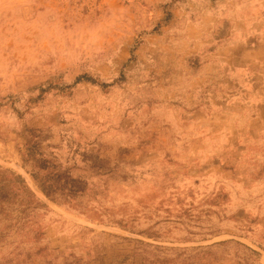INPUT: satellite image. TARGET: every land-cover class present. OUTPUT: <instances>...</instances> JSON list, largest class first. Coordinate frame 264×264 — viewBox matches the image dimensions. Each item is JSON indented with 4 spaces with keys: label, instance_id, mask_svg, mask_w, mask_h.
Returning <instances> with one entry per match:
<instances>
[{
    "label": "rangeland",
    "instance_id": "374dc122",
    "mask_svg": "<svg viewBox=\"0 0 264 264\" xmlns=\"http://www.w3.org/2000/svg\"><path fill=\"white\" fill-rule=\"evenodd\" d=\"M0 264H264V0H0Z\"/></svg>",
    "mask_w": 264,
    "mask_h": 264
}]
</instances>
